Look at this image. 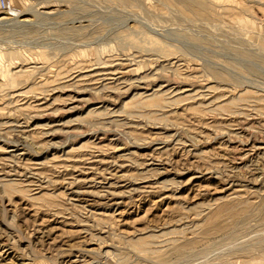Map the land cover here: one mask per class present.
Instances as JSON below:
<instances>
[{
    "label": "rangeland",
    "instance_id": "rangeland-1",
    "mask_svg": "<svg viewBox=\"0 0 264 264\" xmlns=\"http://www.w3.org/2000/svg\"><path fill=\"white\" fill-rule=\"evenodd\" d=\"M0 264H264V0H4Z\"/></svg>",
    "mask_w": 264,
    "mask_h": 264
},
{
    "label": "built area",
    "instance_id": "built-area-1",
    "mask_svg": "<svg viewBox=\"0 0 264 264\" xmlns=\"http://www.w3.org/2000/svg\"><path fill=\"white\" fill-rule=\"evenodd\" d=\"M4 7H5L4 0H0V10L4 9Z\"/></svg>",
    "mask_w": 264,
    "mask_h": 264
}]
</instances>
